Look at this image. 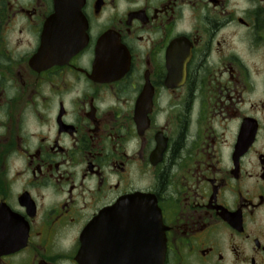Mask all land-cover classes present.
<instances>
[{
  "label": "flooded vegetation",
  "instance_id": "1",
  "mask_svg": "<svg viewBox=\"0 0 264 264\" xmlns=\"http://www.w3.org/2000/svg\"><path fill=\"white\" fill-rule=\"evenodd\" d=\"M64 5L0 0V264H264V0Z\"/></svg>",
  "mask_w": 264,
  "mask_h": 264
},
{
  "label": "water",
  "instance_id": "2",
  "mask_svg": "<svg viewBox=\"0 0 264 264\" xmlns=\"http://www.w3.org/2000/svg\"><path fill=\"white\" fill-rule=\"evenodd\" d=\"M57 3L70 4V6H59L57 7L58 11H68L70 12V18L73 20L80 19L81 17V7L84 3V0H55ZM157 215H155V218ZM159 264V263H155Z\"/></svg>",
  "mask_w": 264,
  "mask_h": 264
}]
</instances>
